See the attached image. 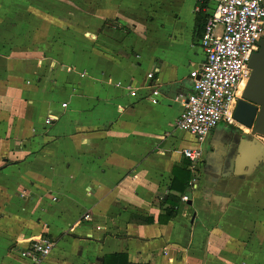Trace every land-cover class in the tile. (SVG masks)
Here are the masks:
<instances>
[{"label":"crops","instance_id":"0c3cea01","mask_svg":"<svg viewBox=\"0 0 264 264\" xmlns=\"http://www.w3.org/2000/svg\"><path fill=\"white\" fill-rule=\"evenodd\" d=\"M214 6L0 0V264H32L21 252L43 235L44 264H264V138L222 122L198 143L176 126L205 59L197 13ZM180 167L189 201L163 225Z\"/></svg>","mask_w":264,"mask_h":264},{"label":"built area","instance_id":"2783aa9c","mask_svg":"<svg viewBox=\"0 0 264 264\" xmlns=\"http://www.w3.org/2000/svg\"><path fill=\"white\" fill-rule=\"evenodd\" d=\"M212 1L215 6L208 14L200 39L205 59L190 72L192 91L183 101V111L176 124L198 143H203L222 122L236 124L233 114L237 101L250 77L251 58L264 36V0ZM147 77L152 85L148 99L158 104V83H154L153 73ZM129 89L130 95L137 97L136 90ZM183 154L190 162V169L197 171L203 150L186 149ZM182 201L189 198L183 196ZM54 248L55 242L43 235L28 240L22 256L32 264H44Z\"/></svg>","mask_w":264,"mask_h":264},{"label":"water","instance_id":"95a60500","mask_svg":"<svg viewBox=\"0 0 264 264\" xmlns=\"http://www.w3.org/2000/svg\"><path fill=\"white\" fill-rule=\"evenodd\" d=\"M258 46L250 62L253 73L242 96L247 101L237 103L233 118L251 130L252 136L264 138V38Z\"/></svg>","mask_w":264,"mask_h":264},{"label":"trees","instance_id":"16d2710c","mask_svg":"<svg viewBox=\"0 0 264 264\" xmlns=\"http://www.w3.org/2000/svg\"><path fill=\"white\" fill-rule=\"evenodd\" d=\"M202 11V10H201ZM200 11V12H201ZM198 12L197 19L202 30L206 23L207 15ZM188 167V166H187ZM176 168L174 170V180L171 187V191L162 199L160 208L161 214L159 216L160 224H168L178 214V208L181 202L182 196L187 192L189 184L192 180V172L188 171V168ZM145 223H152L151 219H144ZM103 264H130L128 256L126 254H114L104 258Z\"/></svg>","mask_w":264,"mask_h":264},{"label":"flooded vegetation","instance_id":"af4514ba","mask_svg":"<svg viewBox=\"0 0 264 264\" xmlns=\"http://www.w3.org/2000/svg\"><path fill=\"white\" fill-rule=\"evenodd\" d=\"M263 38H264V36H263ZM258 50H259V46H258V49H257V51L256 52H258ZM255 52V53H256ZM254 55V54H253ZM253 57V56H252ZM251 60H252V58H251ZM251 62V61H250ZM252 73H253V71H252V69H251V73H250V77H249V80H248V82L246 83V85H245V87H244V90H243V93H244V91H245V88H246V86H247V84L249 83V81H250V79H251V76H252ZM242 96H243V94H242ZM240 101H247V100H245L244 98H240V99H238V101H237V103H239Z\"/></svg>","mask_w":264,"mask_h":264},{"label":"rangeland","instance_id":"374dc122","mask_svg":"<svg viewBox=\"0 0 264 264\" xmlns=\"http://www.w3.org/2000/svg\"><path fill=\"white\" fill-rule=\"evenodd\" d=\"M21 254H22V252H21ZM26 259V258H25Z\"/></svg>","mask_w":264,"mask_h":264}]
</instances>
